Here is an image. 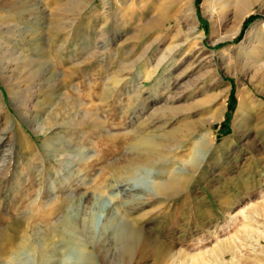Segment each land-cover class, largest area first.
<instances>
[{
	"label": "rangeland",
	"instance_id": "374dc122",
	"mask_svg": "<svg viewBox=\"0 0 264 264\" xmlns=\"http://www.w3.org/2000/svg\"><path fill=\"white\" fill-rule=\"evenodd\" d=\"M203 3L0 0V264H264V78L237 57L264 10L212 45L231 23L213 38ZM25 57L29 82L19 89ZM84 99L79 113L71 102ZM87 107L95 116L83 120ZM161 117L180 136L197 128L192 144H213L184 189L130 216L128 185L166 183V170L194 154L118 174L141 153L135 141L162 133Z\"/></svg>",
	"mask_w": 264,
	"mask_h": 264
},
{
	"label": "bare ground",
	"instance_id": "6f19581e",
	"mask_svg": "<svg viewBox=\"0 0 264 264\" xmlns=\"http://www.w3.org/2000/svg\"><path fill=\"white\" fill-rule=\"evenodd\" d=\"M0 6H1V4H0ZM258 7L262 8L264 10V0H204L203 9L206 13H208V15L213 20V38H215V37L217 38V35L223 29L225 24H227L228 22L231 23V26L229 28V35L225 39H222L220 41H218V40L214 41L212 43V45H215L217 42H224L226 40L236 39L241 34L246 19L250 15L256 13L258 11V9H257ZM152 23H154V22H152ZM151 25H153V24H151ZM159 25H161V21H156L154 23V26H156V27ZM196 29H198V28L196 27L195 29L192 30V32ZM32 36L36 37L37 34L32 33ZM69 39H70V35L68 36V40ZM245 40L247 41V45H245L243 47L242 46L239 47L240 53L239 54L237 53L238 54L237 55L238 62H239L238 64L245 67L247 69L248 73H252V71H254V69L261 67L260 70H257V71H262L261 76L258 78H264V77H262V76H264V64H262L263 63L262 60H264V21H261V22L254 24L247 31ZM186 42H188V41H186ZM159 44H160L159 39L154 41L153 49H156V47L159 46ZM183 46L184 45L177 46L176 49L174 50V52H176V53L179 52ZM150 48L146 54L150 53V51L152 50ZM222 54H221V57H222ZM233 56H235V55H233ZM260 58H262V59H260ZM23 59H20V62H19V64L22 66V69L20 70L19 74L16 75V77H14L19 89L23 88L25 86V82L26 83H27V81L29 82V79H28L29 76L27 75L28 77L25 78V74L28 72L27 68L29 67V65H28V59L29 58L25 57ZM229 60H231V59H229ZM214 62H215V54H213L211 56V61H208V64H210V66H211V64ZM199 65H200V63H199ZM30 71H31V69H30ZM256 72L250 76V81H255V79L257 78ZM35 74L36 73L34 72L33 76ZM30 75H32V74H30ZM186 76H187V74H184L183 76H180L178 79H176L177 85H179L181 79L185 78ZM34 77H33V79H36V77L35 78ZM29 89L32 90L34 88H29ZM39 92H41V90ZM247 94H249V92L246 89L242 90L240 93L242 106H243V104H245L244 99L246 98L245 96ZM261 94L264 95V91H262ZM13 96H15V98L20 97V98H18V100H21L23 97L22 93L19 91H17ZM181 98H182L181 95L175 96L172 100L178 101ZM207 98H209V96H207ZM210 98H212L214 100V102H215V100H217L216 99L217 96H210ZM213 100H210V102ZM85 104L87 106V100L86 99H84L80 102H78V101L75 102L74 100H72V102H71V106L75 110H78L79 113L82 112L83 106ZM172 109H174V108H172L169 105V106H165L162 109V111H169ZM93 111H95V110H93ZM158 113H159V110H158L157 114ZM92 116H95L94 112H92L90 110V107H87L85 110V113L82 115V119L87 120V119H90ZM97 116L98 115L96 114V117H95L96 119L94 121L96 123H99L98 122L99 117H97ZM81 122H83V121H81ZM155 123L159 124V126L157 125L158 126L157 129H160V131L162 133H160L159 136H151L150 134H148L144 137L139 138L137 141H135L134 147L137 149H141L142 150L141 153H139L137 155H133L130 158V160L126 163L119 164L118 166L116 165L117 166L116 171L118 172V174H126L127 172H129L130 170H133L134 168H136L138 166H149L152 163L156 164L160 161H166V159L168 158L169 155L177 152L178 150H186V149L188 150V149H190V147H193L191 149V151L194 152V154H191L192 160H190L188 162H184L182 168H173L171 170H166V172L169 174V181L166 183H161L158 186L154 187L153 184H152V186L149 184H146V183L141 184L135 180V182H133L132 185L131 184L128 185L129 188L127 189V191L132 193L131 194L132 198H131V201L126 203L125 212L128 213L130 216H133L134 214H136L140 209L145 207V205H147L148 203H152L151 201L155 197H159V196L170 197V194L172 193V191H178L179 189H182V188L184 189L185 188L184 186H186L188 184L189 180L191 178H193V176H195V174L198 172L199 167L205 161L206 157L209 154V151H206L205 149H203V147L204 146H212V144H213L212 141H210V140L207 141V139L204 137H201L199 141L192 144L194 136L197 133V128H194V126L188 125L186 130L184 129L185 131H183V129H181L182 131L181 130L180 131L182 134L180 136V135L176 134L175 130L167 131V128L169 127V121L165 120L164 117L156 118ZM83 124H84V122H83ZM192 125H193V123H192ZM177 131H179V130H177ZM39 133L43 134L44 132L41 131ZM175 159H177V158H175ZM175 159L172 160V163L175 162ZM115 218H118V217L116 216ZM61 221L65 227H67V226H69V224H71L66 220H64V221L61 220ZM118 221H119V219H118ZM69 229H70V227H69ZM114 229L115 230H114L113 234L114 235L117 234V237H119L118 234L123 233L125 228H124V225L122 224V222L119 221L116 224V227ZM123 234H125V233H123ZM106 235H104V236H106ZM103 242L105 243V240L101 241L99 243H96V245H95L96 249L101 250L102 248H104L105 244ZM106 243H107V240H106Z\"/></svg>",
	"mask_w": 264,
	"mask_h": 264
}]
</instances>
